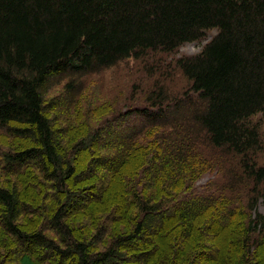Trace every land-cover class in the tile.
<instances>
[{
    "label": "trees",
    "instance_id": "1",
    "mask_svg": "<svg viewBox=\"0 0 264 264\" xmlns=\"http://www.w3.org/2000/svg\"><path fill=\"white\" fill-rule=\"evenodd\" d=\"M130 59L165 63L144 107L58 127ZM258 116L264 0H0V263L264 264Z\"/></svg>",
    "mask_w": 264,
    "mask_h": 264
},
{
    "label": "rangeland",
    "instance_id": "2",
    "mask_svg": "<svg viewBox=\"0 0 264 264\" xmlns=\"http://www.w3.org/2000/svg\"><path fill=\"white\" fill-rule=\"evenodd\" d=\"M214 35L215 31L209 32L208 37L205 40L201 41L200 44H185L179 49L178 53H176V56H169L171 58V61H173L174 57L177 60L180 57L184 56H196L200 53L204 45L207 44V42H209ZM158 59L163 60V56H158ZM145 60L147 62V65L144 61L130 59L124 62L123 64L118 65L116 68L105 71L99 75H92L86 77L83 81L86 85V91L82 95V102L78 109H63L62 111L51 113L50 117L53 121H57L58 127L62 125H67L71 126L73 131H78L81 128L82 131L83 127L87 125L91 126V124L94 125L96 122L101 123L103 121L113 119L117 114V116H119L121 113L124 114L127 109L135 107H144L146 105L147 95L149 94L150 89L153 86L155 80V78L150 77V74L152 75L153 73H150L148 69L151 66H155L158 64L165 66L164 62L156 64L151 60ZM177 74L178 75L172 77L171 81L168 82L169 88L173 91H177V89L182 90L186 85L184 79L180 77L179 73ZM63 86L64 83L54 88V90H52L49 94L48 98L59 96L63 91ZM71 117L72 120L70 121L69 119H71ZM255 120L257 125L259 126L258 128L261 129L262 133L264 134V116H258ZM76 135L77 133H74V136ZM0 138L4 139V142L8 141L1 135ZM89 156L90 153H87L83 157L81 169L85 168ZM227 167L231 169L233 168V165H226L223 172L227 171ZM211 178V176L206 175L202 180H200L199 184L204 185ZM218 180L220 182H223L224 179L222 175H219ZM33 194L34 193L32 192V195ZM106 196H111V193H108ZM263 210V206L260 205L259 211L263 212ZM29 220L34 221L35 219L29 218ZM127 227L128 225L126 226V228ZM5 249V244H2L0 247V256L3 255ZM194 249L200 251V253L203 254L209 253V250H201L198 245L195 247L193 246L189 250V252H192ZM37 257L38 256L25 258L24 261L28 259L27 262L31 264H43L39 262L40 260ZM219 262L220 260L218 261V263ZM204 263L212 264L210 261ZM6 264L17 263L10 262Z\"/></svg>",
    "mask_w": 264,
    "mask_h": 264
}]
</instances>
